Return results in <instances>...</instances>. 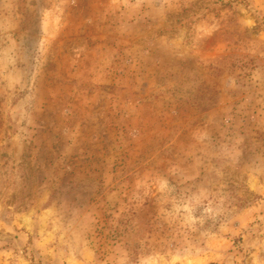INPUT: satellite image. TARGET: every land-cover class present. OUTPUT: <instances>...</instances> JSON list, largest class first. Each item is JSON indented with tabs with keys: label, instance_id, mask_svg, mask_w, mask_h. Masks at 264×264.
Listing matches in <instances>:
<instances>
[{
	"label": "rangeland",
	"instance_id": "obj_1",
	"mask_svg": "<svg viewBox=\"0 0 264 264\" xmlns=\"http://www.w3.org/2000/svg\"><path fill=\"white\" fill-rule=\"evenodd\" d=\"M0 264H264V0H0Z\"/></svg>",
	"mask_w": 264,
	"mask_h": 264
}]
</instances>
